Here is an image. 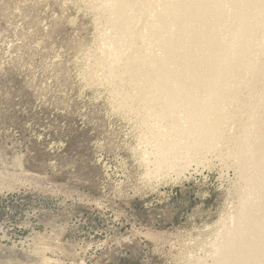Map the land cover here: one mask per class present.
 Instances as JSON below:
<instances>
[{
    "label": "rangeland",
    "instance_id": "rangeland-1",
    "mask_svg": "<svg viewBox=\"0 0 264 264\" xmlns=\"http://www.w3.org/2000/svg\"><path fill=\"white\" fill-rule=\"evenodd\" d=\"M96 17L88 0H0V264H211L236 172L211 154L156 169L89 77Z\"/></svg>",
    "mask_w": 264,
    "mask_h": 264
},
{
    "label": "bare ground",
    "instance_id": "bare-ground-1",
    "mask_svg": "<svg viewBox=\"0 0 264 264\" xmlns=\"http://www.w3.org/2000/svg\"><path fill=\"white\" fill-rule=\"evenodd\" d=\"M88 1L89 77L137 118L156 169L211 154L236 172L239 200L211 264H264V0Z\"/></svg>",
    "mask_w": 264,
    "mask_h": 264
}]
</instances>
